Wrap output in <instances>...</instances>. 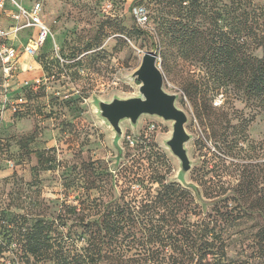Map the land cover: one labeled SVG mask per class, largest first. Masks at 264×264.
<instances>
[{
    "label": "rangeland",
    "instance_id": "rangeland-1",
    "mask_svg": "<svg viewBox=\"0 0 264 264\" xmlns=\"http://www.w3.org/2000/svg\"><path fill=\"white\" fill-rule=\"evenodd\" d=\"M37 1L50 35L39 56L24 61L25 71L35 73L20 78L24 69L19 68L8 79L0 73V218L5 217L0 224L15 216L66 217L69 227V212L80 203L84 207L92 200L117 199L129 187V196H139L141 182L155 189L158 184L152 180L163 179L180 184L202 213L210 214L212 204L203 197L199 181L210 152L217 153L213 136L225 132L240 158L224 157L234 165L223 172V181L233 185L235 175L253 174L259 176L257 189L264 188V105L232 86L218 85L202 63L168 36L161 41L165 24L160 18L168 15L173 0ZM231 1L198 0L199 11H204L195 14V21L212 25L215 12ZM139 5L148 14L144 26L134 16ZM8 21L0 27L8 28ZM218 24L226 30L229 22L223 15ZM144 52L159 57L164 89L177 96V106L188 116L191 169L183 179L180 163L165 146L171 122L150 116H142L136 126L124 121L122 136L115 140L110 126L97 116L96 101L137 96L138 82L130 75ZM87 184L97 187L88 190ZM252 223L242 221L239 229ZM16 247L11 243L0 254L2 264L25 263L17 258ZM237 251L228 254L235 257Z\"/></svg>",
    "mask_w": 264,
    "mask_h": 264
},
{
    "label": "trees",
    "instance_id": "trees-1",
    "mask_svg": "<svg viewBox=\"0 0 264 264\" xmlns=\"http://www.w3.org/2000/svg\"><path fill=\"white\" fill-rule=\"evenodd\" d=\"M198 5V0H173L160 18L165 25L158 37L168 36L202 63L213 81L264 105V0H233L207 27L195 21L204 11ZM223 15L226 30L218 24ZM159 55L163 64L166 56ZM230 138L226 132L213 136L217 153L210 152L199 181L212 204L210 214H203L180 184L152 180L158 184L152 189L141 182L139 196H129V187L117 199L80 203L69 212V227L66 217L7 220L0 224V254L14 243L24 264H264V188L257 189L259 176L253 174L235 175L233 185L223 181V172L234 165L224 157L240 158ZM242 221L254 223L239 229ZM231 249H238L235 257L229 256Z\"/></svg>",
    "mask_w": 264,
    "mask_h": 264
},
{
    "label": "water",
    "instance_id": "water-1",
    "mask_svg": "<svg viewBox=\"0 0 264 264\" xmlns=\"http://www.w3.org/2000/svg\"><path fill=\"white\" fill-rule=\"evenodd\" d=\"M140 63L130 75L138 82L137 96L115 97L109 101H96L97 116L102 118L115 133V140L122 136L121 123L128 121L136 126L142 116L157 117L171 122V136L165 141L171 155L180 163V179L191 169L186 144L191 140L185 129L188 116L177 106V96L165 91L160 59L150 52L142 54Z\"/></svg>",
    "mask_w": 264,
    "mask_h": 264
},
{
    "label": "built area",
    "instance_id": "built-area-1",
    "mask_svg": "<svg viewBox=\"0 0 264 264\" xmlns=\"http://www.w3.org/2000/svg\"><path fill=\"white\" fill-rule=\"evenodd\" d=\"M7 4L14 8L15 13L9 16L15 25L13 29L0 28V73L5 79L10 78L12 72L19 68L21 56L29 59L36 57L37 52L50 35V28L42 20L43 11L39 1L33 2L32 6L27 9L17 0H0V13H3ZM134 16L140 26H144L148 20L147 10L140 5L134 8ZM20 21L23 23L19 24ZM21 29H34L36 34L20 48L6 43L9 37L15 36ZM19 102H21L20 99Z\"/></svg>",
    "mask_w": 264,
    "mask_h": 264
},
{
    "label": "crops",
    "instance_id": "crops-1",
    "mask_svg": "<svg viewBox=\"0 0 264 264\" xmlns=\"http://www.w3.org/2000/svg\"><path fill=\"white\" fill-rule=\"evenodd\" d=\"M18 2H21V4L29 9L32 6V3H28L26 1H22V0H17ZM11 13H15L14 12V8L10 6V4H7L6 8L4 9L3 13H0V23H4L5 20H9L8 22V28L7 29H13V26L15 25V23L13 22V20L10 18V14ZM23 21H20L19 24H22ZM1 28V27H0ZM36 34V30L34 29H21L15 36L9 37L8 40L6 41V43H8L9 45H13L15 47L20 48V46H24L25 44H27V42ZM29 58H25L23 56L20 57V62H19V68L20 69H24L25 65H24V61L28 60ZM24 65V66H23ZM18 68V69H19ZM35 73V72H33ZM32 72H26L25 69L24 71H22V73L20 75H17L18 77H31L33 75ZM19 78V79H20Z\"/></svg>",
    "mask_w": 264,
    "mask_h": 264
}]
</instances>
